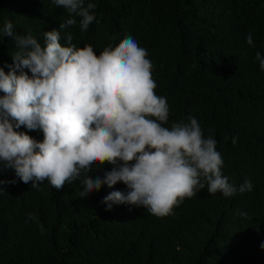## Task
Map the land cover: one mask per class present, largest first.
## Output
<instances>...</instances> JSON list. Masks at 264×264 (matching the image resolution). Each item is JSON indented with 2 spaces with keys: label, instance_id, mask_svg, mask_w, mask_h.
<instances>
[{
  "label": "trees",
  "instance_id": "obj_1",
  "mask_svg": "<svg viewBox=\"0 0 264 264\" xmlns=\"http://www.w3.org/2000/svg\"><path fill=\"white\" fill-rule=\"evenodd\" d=\"M91 2L96 19L89 29L81 32L77 18V25L61 31V43L67 46L70 32L73 44L91 45L99 55L134 37L148 51L156 94L169 105L164 126L194 116L205 137L213 130L229 183L238 188L247 179L253 190L226 198L205 186L159 218L130 204L106 210L105 196L127 193L122 182L102 184L86 198L79 180L59 190L45 181L37 190L13 169L0 170V180L8 182L0 185V264H264V71L255 59L257 52L264 56V0ZM68 18L52 0H0V28L11 21L15 33L42 45L44 32L59 30ZM15 50V42L0 34L5 73ZM15 130L43 140L39 129ZM112 167L105 164L90 176L103 179Z\"/></svg>",
  "mask_w": 264,
  "mask_h": 264
},
{
  "label": "clouds",
  "instance_id": "obj_2",
  "mask_svg": "<svg viewBox=\"0 0 264 264\" xmlns=\"http://www.w3.org/2000/svg\"><path fill=\"white\" fill-rule=\"evenodd\" d=\"M52 3L69 18L59 30L44 32L43 45L30 34L15 33L11 21L0 28L16 48L9 72L0 67V170L13 169L37 190L45 181L59 190L79 180L86 198L102 184L112 188L122 182L127 193L105 196L106 210L130 204L159 218L172 215L205 186L209 194L220 192L226 198L253 190L247 179L238 188L229 183L213 130L205 137L194 116L164 126L169 105L156 94L148 51L134 37L109 44L97 55L91 45L73 44L68 32L65 46L61 31L77 25L79 18L80 31L86 32L96 19V4ZM246 42L253 45L252 33ZM255 59L264 71V56L257 52ZM22 126L41 130L42 142L15 130ZM105 164L113 166L111 171L92 179L90 173ZM28 218L36 219L32 214Z\"/></svg>",
  "mask_w": 264,
  "mask_h": 264
}]
</instances>
